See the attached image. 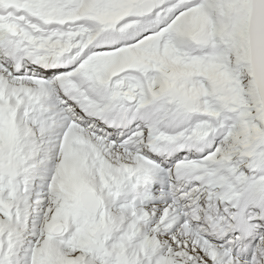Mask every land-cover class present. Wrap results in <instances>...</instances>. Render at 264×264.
<instances>
[{"label": "snow or ice", "instance_id": "6c2138e0", "mask_svg": "<svg viewBox=\"0 0 264 264\" xmlns=\"http://www.w3.org/2000/svg\"><path fill=\"white\" fill-rule=\"evenodd\" d=\"M0 264H264V0H0Z\"/></svg>", "mask_w": 264, "mask_h": 264}]
</instances>
